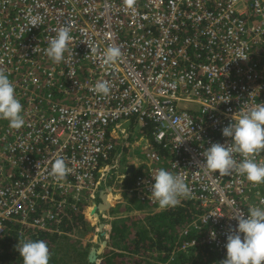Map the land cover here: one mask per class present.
<instances>
[{"label":"built area","instance_id":"2783aa9c","mask_svg":"<svg viewBox=\"0 0 264 264\" xmlns=\"http://www.w3.org/2000/svg\"><path fill=\"white\" fill-rule=\"evenodd\" d=\"M65 26L73 40L57 64L45 51ZM110 45L122 57L105 68L100 57ZM0 70L25 121L13 129L0 119V237L9 223L21 235L66 234L58 225L117 172L135 123L142 136L129 149L141 146L142 172L128 190L119 187L126 175L108 192L120 195L119 204L126 191L163 211L150 187L165 166L192 190L181 201L201 209L166 260L153 264H175L180 252L202 247L225 259L227 235L237 227L233 214L264 208V184L199 168L203 151L231 142L222 129L232 117L264 103V0H135L131 7L124 0H0ZM98 81L109 82L107 96L91 90ZM58 157L69 169L63 180L51 175ZM256 160L264 162V151ZM91 205L82 212L87 221L96 219Z\"/></svg>","mask_w":264,"mask_h":264},{"label":"clouds","instance_id":"9594fccd","mask_svg":"<svg viewBox=\"0 0 264 264\" xmlns=\"http://www.w3.org/2000/svg\"><path fill=\"white\" fill-rule=\"evenodd\" d=\"M124 3L131 7L135 0H124ZM31 23L32 26L38 25L35 20ZM72 40L68 27L59 28L55 37L50 40V46L45 54L54 63L59 64L64 59V54L69 51L68 45ZM90 51L95 53L96 49L92 48ZM121 57V49L110 45L103 51L100 60L105 68H111ZM247 58L248 56L240 57L245 60ZM91 90L96 94L107 96L110 93V84L108 81H98ZM22 111L23 107L15 95L13 83L8 75L0 70V119L7 120L10 128L20 129L25 123L21 115ZM222 135L231 138V142L213 143L203 151L204 161L199 168L202 167L207 173L215 172L221 176L231 175L234 172L246 177L253 184H264V162L258 163L256 160V157L264 151V103L241 110L238 115L232 117L231 123L222 129ZM237 155L241 157L239 161L236 159ZM68 174L69 169L65 160L62 157L56 158L51 168L53 178L63 180ZM152 178L155 182L150 187L151 198L161 209L176 207L182 199L191 198L192 190L181 175L161 168ZM105 187H110V184H106ZM260 204H264V200L260 201ZM248 212L247 216L233 214L232 218L237 221V227L230 229L227 235L226 258L220 261V264H264V208L254 205L249 207ZM211 237L215 238V232L211 233ZM16 250L20 253L23 264H49L51 254L47 243L43 240H19ZM180 254L182 252L178 256ZM95 264H99L97 259Z\"/></svg>","mask_w":264,"mask_h":264},{"label":"trees","instance_id":"16d2710c","mask_svg":"<svg viewBox=\"0 0 264 264\" xmlns=\"http://www.w3.org/2000/svg\"><path fill=\"white\" fill-rule=\"evenodd\" d=\"M152 146L161 152L156 143L152 142ZM161 155L164 157L163 153ZM164 169L166 170L165 166ZM140 172L142 170H133L122 180L119 187L128 190ZM122 197L125 199V206L118 205L110 211L114 219L109 244L113 249L105 250L100 256L99 264H153L156 260H166L179 232L201 212L196 202L181 201L176 207L144 213L142 210L147 205L136 201L126 191ZM86 204L80 203L76 212L69 211L68 218L58 225L66 234L38 230L21 235L20 226L9 223L0 237V264H23L20 253L16 250L19 240L45 241L51 254L49 264H95V261H89V256L92 249L98 251L99 245L82 246V243L71 235L74 230L82 233L92 229L82 213ZM134 210L141 211L140 216L128 215ZM179 257L176 264H220L222 261L215 251L207 247L182 253Z\"/></svg>","mask_w":264,"mask_h":264},{"label":"crops","instance_id":"0c3cea01","mask_svg":"<svg viewBox=\"0 0 264 264\" xmlns=\"http://www.w3.org/2000/svg\"><path fill=\"white\" fill-rule=\"evenodd\" d=\"M103 188L105 189V191H107L105 185H104ZM102 189H100V190H102ZM99 191L95 194V198H90V197L86 198L88 206L91 205V204H94L96 202H100L99 197H98ZM106 194L110 195L109 209L106 210V211H103L102 213L98 212L99 215H98V217H96V219L88 220L91 227H94V225H98L99 224V228L101 229L102 226L100 227V225L103 224L104 227H103L102 231L99 232L97 235H96V233L94 231H93V233H90V232H82L81 233V232H77V230H74L72 232L73 236H74V233L80 235L78 237H79L81 243L85 244V246L89 245L91 247L92 246L96 247V246L99 245V249H98L99 253H98V256H97L98 263H100V261H101L100 256L105 252V250L113 249V246L109 244L111 225L113 223L112 220L114 219L113 216H111L110 211L112 209H114L116 206H118L119 205L118 202L120 201V195H111L109 192H107ZM87 212L88 211L85 210V214ZM102 214L105 216L104 219L101 217Z\"/></svg>","mask_w":264,"mask_h":264},{"label":"rangeland","instance_id":"374dc122","mask_svg":"<svg viewBox=\"0 0 264 264\" xmlns=\"http://www.w3.org/2000/svg\"><path fill=\"white\" fill-rule=\"evenodd\" d=\"M132 131L131 137L128 140V144L129 146L131 144L134 143V141H137L141 138L142 136V128L139 126V124L135 123V125L133 127L130 128ZM128 148L125 149V151L123 152V157H122V166H120L117 170L116 173H112L110 178L108 179L107 183H110L112 185H114L115 187L118 186V184L120 183V180H122L124 177L128 175V172H133V168L140 171L141 170V162L143 160V153L140 151L139 148H141V146H136L133 150ZM123 177V178H122ZM103 187V185L101 186ZM123 198V197H122ZM97 199V198H96ZM98 200V199H97ZM122 204H119V206H125V199H122ZM152 209L149 207H146L145 212H151ZM128 214H130L131 216L134 215V213L129 212Z\"/></svg>","mask_w":264,"mask_h":264},{"label":"water","instance_id":"95a60500","mask_svg":"<svg viewBox=\"0 0 264 264\" xmlns=\"http://www.w3.org/2000/svg\"><path fill=\"white\" fill-rule=\"evenodd\" d=\"M106 189H107V191H105V189L99 191L98 197H99L100 202L94 203L93 205L90 206V210L92 211V215H94L95 217L98 216L100 212L106 211L109 209V202H108L106 193L108 191H110L111 188L108 187ZM101 226H102V228L104 227L103 224H101L100 227ZM98 253H99V250L96 252L94 249H92L91 254L89 256V261L94 262L96 260Z\"/></svg>","mask_w":264,"mask_h":264},{"label":"bare ground","instance_id":"6f19581e","mask_svg":"<svg viewBox=\"0 0 264 264\" xmlns=\"http://www.w3.org/2000/svg\"><path fill=\"white\" fill-rule=\"evenodd\" d=\"M108 198L110 199V195L108 196Z\"/></svg>","mask_w":264,"mask_h":264}]
</instances>
